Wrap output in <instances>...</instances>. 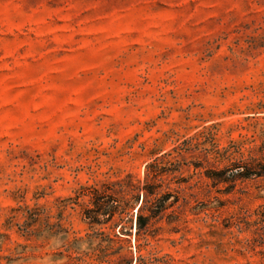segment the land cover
<instances>
[{
  "label": "rangeland",
  "instance_id": "obj_1",
  "mask_svg": "<svg viewBox=\"0 0 264 264\" xmlns=\"http://www.w3.org/2000/svg\"><path fill=\"white\" fill-rule=\"evenodd\" d=\"M178 146L148 236L91 223ZM0 264H264V0H0Z\"/></svg>",
  "mask_w": 264,
  "mask_h": 264
},
{
  "label": "trees",
  "instance_id": "obj_2",
  "mask_svg": "<svg viewBox=\"0 0 264 264\" xmlns=\"http://www.w3.org/2000/svg\"><path fill=\"white\" fill-rule=\"evenodd\" d=\"M174 152L175 154L171 152L156 157L152 162L148 163L143 180L135 178L133 174H127L125 178L114 184L115 187L104 184L101 187H93L89 191L84 190L91 196L95 206V215L90 216L91 223L111 224L114 227L118 224H122L121 229L123 226L126 228L125 224L132 222V215L130 212L135 207L134 204H131V201L135 200V203H137L141 199L137 207V234L140 239L141 237L148 236L150 234L151 222L156 219L163 210L178 201L177 198V201L167 204V199L173 197L174 194L170 191H162L165 187L163 180L164 168L168 164L178 162L179 158L184 155L185 148L178 146ZM244 168H246L248 172H246L245 169L239 172L241 177H249L251 175L260 176L263 174V171L258 169L256 160L246 162ZM207 176L212 178L211 175ZM116 186H118V188ZM119 194L122 199L125 200L123 205H110L103 200L106 197L114 200V195ZM149 203L151 206H147ZM153 205L156 206V209H153ZM145 211H147V213H145ZM101 216L103 218H101Z\"/></svg>",
  "mask_w": 264,
  "mask_h": 264
}]
</instances>
